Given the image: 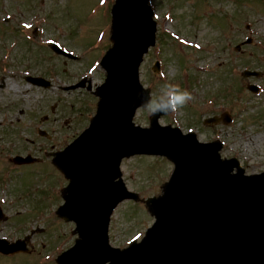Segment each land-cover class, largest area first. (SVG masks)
Listing matches in <instances>:
<instances>
[{
	"label": "rangeland",
	"instance_id": "obj_1",
	"mask_svg": "<svg viewBox=\"0 0 264 264\" xmlns=\"http://www.w3.org/2000/svg\"><path fill=\"white\" fill-rule=\"evenodd\" d=\"M114 1L0 0V57L9 63L4 73L20 74H0L1 120L4 117L0 126V206L9 216L7 221L0 219V236L14 240L40 229L27 243L28 252L2 258L0 264H37L74 243V223L56 214L68 180L52 166L49 151L62 149L86 125L87 114L92 116L96 110L94 90L67 91L63 86L81 76L90 77L94 85L104 81L99 59L113 47ZM154 3L159 5L155 12L158 43L145 57L141 80L146 86L152 82L154 98L163 94L165 84L187 90L192 97L175 112L163 115L160 123L193 131L202 141L220 140L223 158L237 157L248 174L263 171L264 74L244 77L242 71L264 70V0ZM27 30L31 44L21 34ZM249 38L251 43L236 48ZM51 41L79 56L86 52L91 59L84 56L75 61L55 54L48 46ZM156 60L161 61V70L154 73ZM29 73L45 77L51 85L27 82L24 75ZM250 84L259 87L257 93L248 89ZM225 109H230L232 117L228 124L221 118ZM150 116L140 108L134 121L149 126ZM211 117L218 121L204 123ZM38 127L49 137L38 134ZM27 151L35 160L27 164L30 167L9 171V158ZM121 169L128 188L137 191L142 200L124 202L112 214L110 241L120 247L142 237L153 223L146 198L161 193L173 164L160 156H133L124 159Z\"/></svg>",
	"mask_w": 264,
	"mask_h": 264
},
{
	"label": "water",
	"instance_id": "obj_2",
	"mask_svg": "<svg viewBox=\"0 0 264 264\" xmlns=\"http://www.w3.org/2000/svg\"><path fill=\"white\" fill-rule=\"evenodd\" d=\"M112 16L114 45L101 61L107 77L97 88V113L73 143L54 154V163L70 178L58 213L75 221L79 233L75 244L58 256L59 263L264 264V172L245 175L236 158H221L220 143H202L193 133L160 126L162 113L152 117L150 128L135 125L140 97L149 93L140 82L139 66L155 43L156 22L147 0H116ZM27 79L50 84L43 78ZM80 86L85 79L68 89ZM136 153L166 155L175 169L163 194L147 200L155 223L141 242L121 250L109 245L108 226L118 203L138 196L121 178L116 180L122 158ZM13 161L35 160L16 156ZM30 238L0 239V251L28 252Z\"/></svg>",
	"mask_w": 264,
	"mask_h": 264
},
{
	"label": "clouds",
	"instance_id": "obj_3",
	"mask_svg": "<svg viewBox=\"0 0 264 264\" xmlns=\"http://www.w3.org/2000/svg\"><path fill=\"white\" fill-rule=\"evenodd\" d=\"M147 6L153 13L159 8V5L155 4L154 0H147ZM164 88L165 91L158 98H154L150 93L142 94L140 107L153 116L158 113L166 115L169 112H175L192 98L190 92L181 90L176 85L165 84Z\"/></svg>",
	"mask_w": 264,
	"mask_h": 264
},
{
	"label": "flooded vegetation",
	"instance_id": "obj_4",
	"mask_svg": "<svg viewBox=\"0 0 264 264\" xmlns=\"http://www.w3.org/2000/svg\"><path fill=\"white\" fill-rule=\"evenodd\" d=\"M16 167H21V166H16ZM51 264H54L53 262H51Z\"/></svg>",
	"mask_w": 264,
	"mask_h": 264
},
{
	"label": "bare ground",
	"instance_id": "obj_5",
	"mask_svg": "<svg viewBox=\"0 0 264 264\" xmlns=\"http://www.w3.org/2000/svg\"><path fill=\"white\" fill-rule=\"evenodd\" d=\"M247 145H252V144H247Z\"/></svg>",
	"mask_w": 264,
	"mask_h": 264
}]
</instances>
